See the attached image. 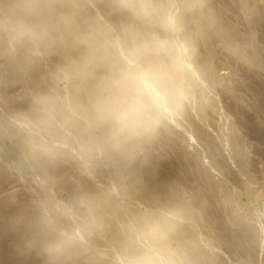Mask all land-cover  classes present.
Here are the masks:
<instances>
[{"label": "rangeland", "instance_id": "obj_1", "mask_svg": "<svg viewBox=\"0 0 264 264\" xmlns=\"http://www.w3.org/2000/svg\"><path fill=\"white\" fill-rule=\"evenodd\" d=\"M156 252L264 264V0H0V264Z\"/></svg>", "mask_w": 264, "mask_h": 264}, {"label": "clouds", "instance_id": "obj_2", "mask_svg": "<svg viewBox=\"0 0 264 264\" xmlns=\"http://www.w3.org/2000/svg\"><path fill=\"white\" fill-rule=\"evenodd\" d=\"M152 87L150 75L132 67L126 76L125 91L109 103L110 115L120 124H131L142 114L144 101ZM140 264H168L162 252L150 254Z\"/></svg>", "mask_w": 264, "mask_h": 264}, {"label": "bare ground", "instance_id": "obj_3", "mask_svg": "<svg viewBox=\"0 0 264 264\" xmlns=\"http://www.w3.org/2000/svg\"><path fill=\"white\" fill-rule=\"evenodd\" d=\"M22 1V0H21ZM25 1V0H24ZM40 4V3H39ZM72 16V15H71ZM68 19V18H67ZM71 21L73 20V19H70ZM74 21V20H73ZM71 27V26H70ZM75 27V26H74ZM67 28V27H66ZM73 28V27H72ZM71 28V29H72ZM86 30V29H85ZM231 31V30H230ZM46 35V34H45ZM92 48V47H91ZM97 51H98V49H97ZM91 55V54H90ZM255 88H257V87H255ZM255 91V90H254ZM256 93V92H255ZM263 97V96H262ZM261 98V97H260ZM258 100V99H257ZM179 165V164H178ZM179 169H180V167H179ZM186 171V170H185ZM198 200V199H197ZM203 210V209H202ZM212 211H213V209H212ZM209 213H210V211H209ZM217 213V212H216ZM168 228V227H167ZM65 249V248H64Z\"/></svg>", "mask_w": 264, "mask_h": 264}]
</instances>
